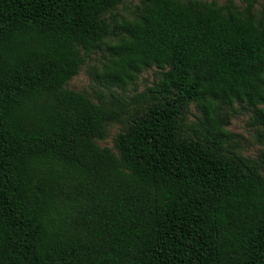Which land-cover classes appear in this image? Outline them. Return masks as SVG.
I'll return each mask as SVG.
<instances>
[{
	"label": "trees",
	"instance_id": "obj_1",
	"mask_svg": "<svg viewBox=\"0 0 264 264\" xmlns=\"http://www.w3.org/2000/svg\"><path fill=\"white\" fill-rule=\"evenodd\" d=\"M123 3L0 0V264H264V157L225 145L236 103L264 139V16L142 0L113 27ZM109 38L106 88L158 68L119 154V108L66 86Z\"/></svg>",
	"mask_w": 264,
	"mask_h": 264
},
{
	"label": "rangeland",
	"instance_id": "obj_2",
	"mask_svg": "<svg viewBox=\"0 0 264 264\" xmlns=\"http://www.w3.org/2000/svg\"><path fill=\"white\" fill-rule=\"evenodd\" d=\"M224 6L230 2L238 10H244L248 4H253V13L259 20L264 16V0H198ZM142 7V0H124V3L115 10L110 17L113 27L115 23L121 22L124 18H132ZM99 49L91 52L86 57V62L79 69L78 74L69 80L66 86L69 89L83 92L96 103L116 106L122 114L120 121L110 123L107 126L105 138H97L96 143L101 147H108L119 154L116 142L120 134L126 131L128 121L135 113H142L148 106L146 91L155 85L158 80L156 71L158 68H148L139 74V77L132 82L126 91L120 88L108 89L101 84L98 75L106 63L109 51L107 43ZM264 109V104L258 106ZM256 110L244 104L236 103L233 107L226 109L227 124L225 129L233 134L225 140V145L239 155L249 158L264 157V139L259 138V132L263 127L258 124L255 117ZM201 115L195 104H191L188 112L187 124L195 123Z\"/></svg>",
	"mask_w": 264,
	"mask_h": 264
}]
</instances>
